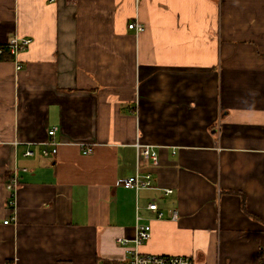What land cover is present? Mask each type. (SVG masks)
Masks as SVG:
<instances>
[{
    "label": "crops",
    "instance_id": "crops-1",
    "mask_svg": "<svg viewBox=\"0 0 264 264\" xmlns=\"http://www.w3.org/2000/svg\"><path fill=\"white\" fill-rule=\"evenodd\" d=\"M12 37L31 43L19 71L0 57V264H122L138 225L141 254L264 264V0H0ZM138 170L153 187L123 188Z\"/></svg>",
    "mask_w": 264,
    "mask_h": 264
},
{
    "label": "built area",
    "instance_id": "built-area-1",
    "mask_svg": "<svg viewBox=\"0 0 264 264\" xmlns=\"http://www.w3.org/2000/svg\"><path fill=\"white\" fill-rule=\"evenodd\" d=\"M71 2H75L77 0H70ZM129 29L134 30L136 33H140L144 30L143 26L139 22H134L129 24ZM31 40L29 39H18L16 37H12L9 39V42L5 47H0V57H2L7 51L13 56L16 60V69L19 71L22 69V64L17 60L19 53L24 49V47L30 45ZM57 133L56 128L51 129L48 132V136L50 138H54ZM52 144L55 146L53 150L49 151L47 148L43 151L44 157H49L52 153H57L56 147L58 146V142L50 141L46 143V145ZM137 147V161L138 165L141 162L151 161L156 163L158 160L157 153L150 147L145 145H136ZM91 151L86 149L84 150V154H90ZM26 155H32V152L28 151ZM153 177L151 174H142L139 170L134 176H130L120 181V185L129 190H134L136 192L144 189H151L153 187ZM8 190L12 193L16 191L19 187V179L17 174H14L10 179L7 185ZM166 194L172 193V190H165ZM12 198L15 197V192L11 194ZM10 204H14V201L10 202ZM149 210L154 212L157 211V204L152 203L149 205ZM158 217L161 218L162 214L159 213ZM176 214L174 215V219H176ZM5 224H9V220L4 222ZM151 238V227L149 225H138L135 230V236L133 239L128 238H119L117 239V244L122 247H127L129 244H133L136 248L134 250H127V256L122 262V264H194L192 259L189 257L183 256H159V255H149V254H141L138 248L147 242Z\"/></svg>",
    "mask_w": 264,
    "mask_h": 264
},
{
    "label": "trees",
    "instance_id": "trees-1",
    "mask_svg": "<svg viewBox=\"0 0 264 264\" xmlns=\"http://www.w3.org/2000/svg\"><path fill=\"white\" fill-rule=\"evenodd\" d=\"M6 53H7V52H6ZM6 53H5V54H6ZM261 258H264V254L261 255Z\"/></svg>",
    "mask_w": 264,
    "mask_h": 264
}]
</instances>
